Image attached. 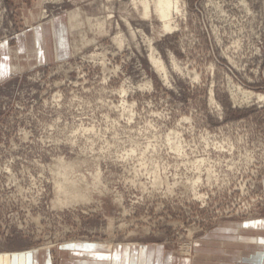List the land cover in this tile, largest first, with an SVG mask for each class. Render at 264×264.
I'll return each mask as SVG.
<instances>
[{"label": "rangeland", "instance_id": "1", "mask_svg": "<svg viewBox=\"0 0 264 264\" xmlns=\"http://www.w3.org/2000/svg\"><path fill=\"white\" fill-rule=\"evenodd\" d=\"M178 2L166 30L132 0H0V56L23 66L0 67V252L193 259L220 224L264 216V0ZM41 25L63 46L35 45Z\"/></svg>", "mask_w": 264, "mask_h": 264}, {"label": "crops", "instance_id": "2", "mask_svg": "<svg viewBox=\"0 0 264 264\" xmlns=\"http://www.w3.org/2000/svg\"><path fill=\"white\" fill-rule=\"evenodd\" d=\"M25 17L30 24L35 23L39 10L33 8ZM42 26L34 29L32 41L55 52L62 45L59 40L63 32H58L57 26L52 29ZM52 38H56L54 44ZM3 48L0 67L5 74L2 77L6 78L12 69L20 70L23 66H11L8 48L6 45ZM29 60L23 59L26 66ZM0 264H264V216L220 224L196 243L193 259L176 257L163 245L81 242L58 249L56 253L54 250L0 252Z\"/></svg>", "mask_w": 264, "mask_h": 264}, {"label": "bare ground", "instance_id": "3", "mask_svg": "<svg viewBox=\"0 0 264 264\" xmlns=\"http://www.w3.org/2000/svg\"><path fill=\"white\" fill-rule=\"evenodd\" d=\"M132 1L134 3L135 7H137V8L139 6L142 7L143 17L145 19L150 18L151 14L154 12L155 15L159 18V20L162 21L163 26L166 30H172L173 29L172 25H173V20H174V12L178 8V4H179L178 0L177 1H174V0H138V1L132 0ZM118 40H119L120 44L123 43L122 40H120V39H118ZM119 43H118V45H119ZM122 45H120V46H122ZM151 61L157 67L156 69H158V71H160L161 73L164 74L163 78H165L167 80L166 68L163 66L164 64L162 63V61L157 60L153 55H151ZM259 100H263V97L259 96ZM60 175L63 176L66 174L64 173L63 175L62 174H60ZM56 189H57V192L59 194H61V193L65 194L68 192L67 191L68 189H67V187H65L64 183H60L59 181L57 182V180H56ZM198 197L200 198V196H198ZM58 202H59V204L64 203L63 199H61L60 196L58 197Z\"/></svg>", "mask_w": 264, "mask_h": 264}]
</instances>
